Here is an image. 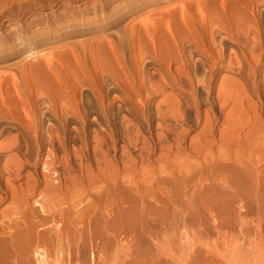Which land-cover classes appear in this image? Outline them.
<instances>
[{
    "label": "rangeland",
    "instance_id": "1",
    "mask_svg": "<svg viewBox=\"0 0 264 264\" xmlns=\"http://www.w3.org/2000/svg\"><path fill=\"white\" fill-rule=\"evenodd\" d=\"M108 10L112 12L107 11V16L81 26L57 29L54 23L35 42L28 34L26 42L9 41L10 46L0 52V143L17 137L21 159L26 161L23 174L33 172L37 195L45 190L41 174L48 149L62 180L63 162L77 179L81 178V164L88 163L94 169L96 132L109 136L107 146L102 148L113 155L114 162L118 158L121 161V149L128 144L125 116L149 138L153 152L147 162L158 167L161 153L153 112L160 96H147L148 82H159L161 76L172 79L169 69L178 67L179 58L184 56L195 68L196 79L205 80L206 59L211 60L204 59L201 51L213 42L225 48L219 65L226 66L230 54L242 61L243 40L240 44L235 38L242 37L249 25L261 34L257 51L264 52V0H116ZM153 39L165 45L162 55L166 57L159 61L154 59ZM259 67L264 64L257 70ZM212 74L209 90L199 83L196 96L201 112H213L221 120L215 88L223 76L231 73L221 68ZM235 74L240 83L250 87L245 72ZM176 92L181 90L177 88ZM142 101L147 103L146 109L141 106ZM188 102H183L188 130L182 140L184 153L201 131L197 114ZM147 114L153 117L151 122L146 120ZM215 128L220 125L215 124ZM52 134L55 137L50 144ZM174 137L169 134L168 142ZM2 159L0 156V175L5 176ZM189 159L198 160L193 155ZM223 170L225 175L234 173L231 168ZM246 184L242 183V187L251 188ZM187 187L184 192L165 186L167 189L163 190H170L169 195L166 193L170 197L159 192L158 200H138L131 194L116 215V229L108 234L103 226L105 215L100 216L94 221L91 234L76 236L80 237V249L66 254V264H264V197H248V189L244 198L249 204L243 208L229 198L217 208L207 209L199 183L191 182ZM3 189L2 181L0 195L4 201L0 212L10 204ZM37 195L32 201L37 200ZM259 201L262 206L257 205ZM35 205L39 208V204ZM125 208H131L134 214L128 217L130 213L125 214ZM11 260L12 257L7 258L8 264H13Z\"/></svg>",
    "mask_w": 264,
    "mask_h": 264
},
{
    "label": "bare ground",
    "instance_id": "2",
    "mask_svg": "<svg viewBox=\"0 0 264 264\" xmlns=\"http://www.w3.org/2000/svg\"><path fill=\"white\" fill-rule=\"evenodd\" d=\"M115 1L0 0V52L10 46L9 41L16 44L26 42L28 34L31 35L29 39L34 38L35 42L42 34L48 32L54 23H57V29H63L67 25L81 26L98 20L107 11L110 12L108 9ZM246 29L242 32V37L235 38L240 44L243 40L242 61L230 54L227 55V65H219L218 62L225 55V48L218 47L217 43L213 42L211 47L200 50L204 59L211 60L207 62L206 59L204 67L208 70L205 80L196 79L193 74L195 68L189 66L184 56V59L179 58L178 67L173 69L169 66L172 79L168 78L170 76H161L159 82H153L152 79L148 82L150 93L147 92V96H160L153 112L157 118L155 138L161 153L158 167L148 164V158L153 152L149 138L125 116L123 123L128 144L121 149V161L116 159L120 165L113 161L111 153L102 148L108 144L109 136L107 137L106 133H95V170L89 167L91 165L88 166V163L81 164L80 179L69 172L63 162L65 176L62 180L56 169L57 163L48 149L42 165L44 172L41 174L45 190L37 195L38 183L34 180L33 172L23 174L26 161L21 159V147L17 137L0 143V156L3 158V170L6 172L5 176L0 175V182L3 181V193L10 199L9 207L0 212V220H3L0 223V264H8L9 257H12L13 264H30L31 260L35 261V264H66V254L73 253L74 248L80 249V237L77 239L76 236H83L86 232L91 234L94 221H98L100 216L102 218V215H105L103 226L107 233L116 229V215L125 207L122 208L125 199H129L131 194L138 200L144 201L146 197L158 200L159 192L167 196L170 191L165 192L163 189L181 188L184 191L188 184L194 182L199 183L202 188L201 200L207 209L217 208L223 200L229 198L236 200L243 208L249 204L244 198L247 196L244 195L250 191L248 197L252 194L258 196L256 199L264 197V67L257 70L258 66L264 64V52L260 49L261 52L257 51L261 34L251 25ZM152 42L156 53L154 59L159 61L165 45L161 40ZM32 43L29 46H32ZM221 68L227 69L231 75L223 76L215 88L216 100L223 114V119L220 120L213 112L199 110L196 85L202 83L209 90L212 73ZM236 71L247 74L250 87L238 81ZM177 88L181 93L176 92ZM185 96L189 100L186 101ZM183 102H188L189 108L194 109L201 125L199 134L186 147L188 154L183 151L185 148L182 141L188 132ZM146 104L142 101L141 106L146 109ZM148 115L146 120L151 122L153 117ZM215 124H219L220 128H215ZM169 134L175 136L171 142H168ZM56 136L59 137L57 133ZM53 137V134L50 135V144L53 143ZM110 148L109 150H116L115 146ZM190 155L198 160L190 161ZM227 168H231L234 173L225 175L223 169ZM242 183H248L252 189L246 190ZM230 189L232 191H229ZM36 195L37 200L32 201V197ZM3 201L0 195V204ZM261 202H264V199ZM257 205L262 206L260 201ZM127 208L125 214L128 212V217H131L134 210ZM89 238L94 240L93 237ZM97 238L99 239V236ZM8 252L11 255L9 257Z\"/></svg>",
    "mask_w": 264,
    "mask_h": 264
}]
</instances>
